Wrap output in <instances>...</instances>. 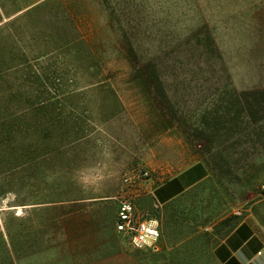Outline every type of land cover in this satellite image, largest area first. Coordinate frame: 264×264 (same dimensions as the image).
Returning a JSON list of instances; mask_svg holds the SVG:
<instances>
[{"label": "rangeland", "instance_id": "rangeland-1", "mask_svg": "<svg viewBox=\"0 0 264 264\" xmlns=\"http://www.w3.org/2000/svg\"><path fill=\"white\" fill-rule=\"evenodd\" d=\"M10 36L56 105L33 166L0 182V264L123 249L125 197L160 224L158 250L134 253L144 264H217L246 216L264 224V0H0L2 47ZM196 163L207 178L159 205L153 190Z\"/></svg>", "mask_w": 264, "mask_h": 264}, {"label": "trees", "instance_id": "trees-1", "mask_svg": "<svg viewBox=\"0 0 264 264\" xmlns=\"http://www.w3.org/2000/svg\"><path fill=\"white\" fill-rule=\"evenodd\" d=\"M19 19H15L13 24ZM207 41L215 49L213 40L210 38ZM0 47V182L4 183L21 165L22 168L32 167L38 159L34 155L49 144V133L52 134L53 126L51 107L56 105V100L52 95L53 87L48 83L51 78L42 71H34L27 63H18L19 53L12 52V49H19L15 36L4 40L3 47L1 43ZM4 55H7L6 60L2 59ZM44 57L46 56L41 55L40 58ZM127 58L144 86H149L150 82L160 84V77L157 71L149 67V62L145 61L140 68L131 61L135 59L134 55ZM22 59L27 62L23 55ZM253 118L256 117L253 115ZM59 120L60 123L63 122L62 119ZM47 159V154L42 157L43 161ZM199 172L202 173L197 176ZM194 175L196 177L192 178ZM205 176L206 171L201 164L182 175L185 178L190 177L192 182ZM8 193L10 190L2 192L0 197L5 198ZM8 234L10 236L9 231ZM6 251L8 252L7 247Z\"/></svg>", "mask_w": 264, "mask_h": 264}, {"label": "crops", "instance_id": "crops-1", "mask_svg": "<svg viewBox=\"0 0 264 264\" xmlns=\"http://www.w3.org/2000/svg\"><path fill=\"white\" fill-rule=\"evenodd\" d=\"M201 164L206 171V176L192 182L190 177L182 175ZM202 172L197 173V176ZM208 176V170L202 163H196L172 179L157 186L153 195L161 206L167 205L187 191L203 182ZM196 177L195 175L192 177ZM213 258L217 264H264V224L259 217L250 214L237 224L214 248ZM143 262V263H142ZM81 264H144L141 257L130 254L126 246L112 253L94 257ZM151 264H161L151 261Z\"/></svg>", "mask_w": 264, "mask_h": 264}, {"label": "built area", "instance_id": "built-area-1", "mask_svg": "<svg viewBox=\"0 0 264 264\" xmlns=\"http://www.w3.org/2000/svg\"><path fill=\"white\" fill-rule=\"evenodd\" d=\"M115 231L121 235L130 254L147 249L158 250L160 239L158 219L141 214L136 203L130 198L125 197L119 202L115 216Z\"/></svg>", "mask_w": 264, "mask_h": 264}]
</instances>
